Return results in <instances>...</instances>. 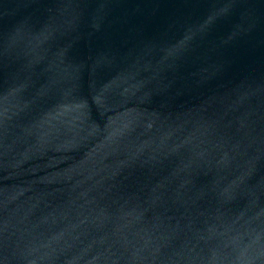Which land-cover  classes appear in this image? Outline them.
<instances>
[{"label": "water", "instance_id": "95a60500", "mask_svg": "<svg viewBox=\"0 0 264 264\" xmlns=\"http://www.w3.org/2000/svg\"><path fill=\"white\" fill-rule=\"evenodd\" d=\"M0 264H264V0H0Z\"/></svg>", "mask_w": 264, "mask_h": 264}]
</instances>
